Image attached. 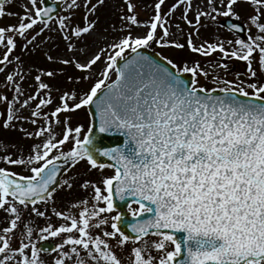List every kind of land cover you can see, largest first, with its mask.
<instances>
[{
  "label": "snow or ice",
  "instance_id": "snow-or-ice-1",
  "mask_svg": "<svg viewBox=\"0 0 264 264\" xmlns=\"http://www.w3.org/2000/svg\"><path fill=\"white\" fill-rule=\"evenodd\" d=\"M9 2L0 0V18L18 23L0 26V74L12 91L0 92V129L19 131L31 143L0 140V264H264V0H244L251 8L246 23L232 22L241 19V0H154L145 20L135 0H123L124 35L91 54L79 44L96 32L106 0H61L68 14L56 17V4L47 0H27L22 13L6 11ZM177 11L191 31L171 23ZM220 16L240 34L226 42L233 47L195 43L204 20ZM54 24L69 55L45 58L63 67L25 72L16 50H34ZM176 33L184 42L173 39ZM153 44L203 57L219 52L246 62L247 71L207 88L198 77L210 73L198 60L163 56L161 63L141 51ZM67 67L79 73L67 82H91L86 89L51 83ZM29 76L31 92L23 88ZM78 111L89 115L87 127L72 124ZM113 132L125 137L122 146L97 147L101 134ZM82 163L112 174L83 179L79 187L90 195L57 206L59 193L76 187L79 174L68 173ZM117 200L133 217L150 215L129 223ZM50 237L59 242L38 246ZM45 252L55 255L46 260Z\"/></svg>",
  "mask_w": 264,
  "mask_h": 264
},
{
  "label": "rangeland",
  "instance_id": "rangeland-1",
  "mask_svg": "<svg viewBox=\"0 0 264 264\" xmlns=\"http://www.w3.org/2000/svg\"><path fill=\"white\" fill-rule=\"evenodd\" d=\"M11 2L6 4V11L12 12V13H22L23 9L21 8L22 4H25L27 0H10ZM60 1L61 0H55ZM135 2L138 3V12L139 16L142 20H145L148 18L150 14H152V7L154 0H135ZM173 0H167V3H172ZM197 5H201L203 3V0H194ZM17 4V8L19 12L16 11L15 7ZM147 6V7H145ZM244 6V15H242L241 21L242 23H246L247 16L249 12H251V8L244 3V0H241V3H239L236 6V9L241 8ZM124 4L123 0H106V3L103 7H101L96 14L99 17V22L97 25V30L95 33H93L90 36H86L83 39V42L79 44L80 48L87 47L90 51L89 53L95 51L99 46L105 44V42H118L119 38L124 35L122 31H120L122 27L121 22V16L123 15ZM68 11L66 6L62 5V9L59 12L58 15H67ZM83 13L79 10L76 12L75 21L77 23L81 22V17ZM180 11H177L171 20V23L173 25L180 24V27L184 29L185 32L191 31V29L180 19ZM191 18V17H190ZM226 19L225 17H217L216 22H211L209 20H204V24L206 27H203L200 29L199 36L194 35V42L199 44L204 42L205 40L209 42H216L217 40L223 41L226 44V47L231 49L233 45H228L226 42L228 40H234L238 38L237 35H234V37L230 36V33L227 29H225L222 26V21ZM18 19L15 16H5L3 18H0V26H6L10 24H17ZM38 30V29H37ZM138 32H142V29H137ZM173 32H176L175 27L172 28ZM253 33H255V29H253ZM173 39H179L181 42H184L186 37L183 35V33H176L175 36H173ZM39 41H43V43H39ZM155 49L158 50L163 56H168L170 59H173L176 62H180L181 60H186L189 65H191L190 57H185L184 52L188 51L187 48L184 51L177 50L175 48H162L156 44H154ZM0 52H2V49H0ZM45 53L52 55L53 57L58 58H65L69 55L65 48V41L61 38L60 33L56 30L55 24L53 25V29L50 31H46L41 37L38 38V47L34 48V50L30 52H24L22 48H18L16 50V55H20L21 59L23 61V68L25 72H28L30 68L32 69H56L59 73L60 69L63 67L59 63L53 64L51 62H47L45 58ZM192 58L197 59L199 56L196 54H191ZM86 58V57H84ZM81 58V59H84ZM201 66L209 71L210 75L209 77L205 78L203 76H199L198 79L202 85H204L207 88H222L224 85L222 83L223 80H236L237 79V73H240L241 76L240 79H243V74L247 71L246 62L240 61L238 59H231L225 58L217 52V55H212L211 57H203L201 59ZM42 61V62H40ZM217 63L221 64H227L228 69L224 70L222 68H216L215 65ZM41 64V65H40ZM44 64V65H43ZM45 66V67H44ZM36 72L32 71L31 75H35ZM67 75H79V73L72 67H67L65 69V75H58L56 79L51 81V83L55 84L57 87L60 88H69V87H79V88H87L89 83L91 82H83L79 85H74L66 80ZM219 78L217 81L216 78ZM114 78V77H113ZM264 78V77H262ZM3 82H4V75L0 74V92H6L8 95H12L11 87L8 89L3 88ZM23 88L31 92L34 88V82L31 79V76L27 79V81L23 84ZM57 94L54 93V96ZM59 103V101H56ZM29 110H25L24 114L27 115ZM85 111H78L76 113H73L72 116V124L75 126L80 123H84L87 127L89 115ZM24 127L29 128L31 130L32 126L25 124ZM0 129V134H1ZM19 132V131H18ZM1 137V135H0ZM23 138V134L21 135ZM30 142V141H29ZM79 174L78 178H86L91 179L93 181H99L102 175H111L112 170L111 169H105L103 172L92 170L89 171L87 166L85 164L78 165L71 173V175ZM81 181L77 180L76 187L69 193L65 191H61L59 193V196L57 197V206L63 207L64 204H66L70 200H76L79 198H84L90 195L91 189L85 191L79 187V183ZM59 200V201H58ZM132 210H138L139 205L138 204H132L131 205ZM115 212L113 213V215ZM54 218L56 220V223L58 224V221L56 217H53L52 221L54 222ZM45 220H43L41 223L37 225L38 227L45 226ZM55 223V222H54ZM39 233H37L38 235ZM50 240H53L55 243L59 242V238H49ZM41 242V241H40ZM39 242V243H40ZM55 255L54 253H42V256L46 260H50L51 257ZM124 256H127V253H124Z\"/></svg>",
  "mask_w": 264,
  "mask_h": 264
},
{
  "label": "water",
  "instance_id": "water-1",
  "mask_svg": "<svg viewBox=\"0 0 264 264\" xmlns=\"http://www.w3.org/2000/svg\"><path fill=\"white\" fill-rule=\"evenodd\" d=\"M47 2L49 5L53 4L50 2V0H47ZM55 4H56V11H54L52 14H55L59 10V7H60V4H58V3H55ZM144 53L148 56H151L153 59L159 60L161 63H166L165 61H163V59L157 53H154V52L149 51V50H146ZM185 78L191 79V76L185 74ZM216 94L222 95L223 93L219 92V90H218ZM92 115H95V113H92ZM97 121H98V117H97ZM124 140H125V137L120 133L113 132V133L101 134L100 137H98L97 147L114 148L117 146H122L124 143ZM100 159L102 162H105V163H111L112 162L107 157H101ZM128 202L131 203L130 197L128 198ZM117 206H118V209L120 211H123L125 213V220L128 221L129 223H135L137 219H146L147 216L150 215V214H144L142 216L132 217L130 215V212L128 211V208L125 205V202H121V201L117 200ZM125 230L128 234H132L130 228H125ZM43 246L44 247H51V245H49V246L43 245Z\"/></svg>",
  "mask_w": 264,
  "mask_h": 264
}]
</instances>
